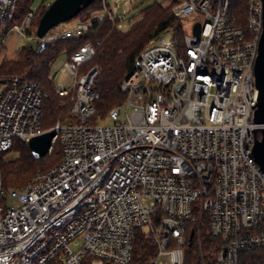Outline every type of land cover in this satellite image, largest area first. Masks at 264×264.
Returning a JSON list of instances; mask_svg holds the SVG:
<instances>
[{"label": "built area", "instance_id": "1", "mask_svg": "<svg viewBox=\"0 0 264 264\" xmlns=\"http://www.w3.org/2000/svg\"><path fill=\"white\" fill-rule=\"evenodd\" d=\"M16 1L0 0V52L12 32L38 48L81 38L93 20L121 25L102 0L89 20L27 36L36 8L9 26ZM246 1L245 28L230 0L175 3L177 18L198 17L199 35L195 21L180 42L168 27L169 39L158 35L141 49L119 86L125 115L114 105L111 125L91 122L100 67H84L97 53L89 41L61 60L69 79L53 85L68 115L48 128L40 84L0 73V154L47 129L55 134L45 156L55 144L62 150L21 188H5L0 172V264H84L87 256L128 264L138 233L154 244L145 264H186V244L199 246L204 219L217 241L210 264H241L243 251L264 249V172L252 154L262 4Z\"/></svg>", "mask_w": 264, "mask_h": 264}, {"label": "trees", "instance_id": "2", "mask_svg": "<svg viewBox=\"0 0 264 264\" xmlns=\"http://www.w3.org/2000/svg\"><path fill=\"white\" fill-rule=\"evenodd\" d=\"M179 0H169L166 3L161 1L152 2L136 19L127 30L117 29L109 20L97 23L93 20L90 31L77 40L59 38L47 44L44 48L33 49L22 47L18 57L10 60H3L0 63V73L18 74L24 78L37 81L43 91L42 97V126L46 128L57 117L62 108H66L64 115L59 117L65 120L68 112V102L65 106H58V99L62 98L54 93L52 80L50 79L51 63L59 51H63L68 57L82 43L89 41L97 48V53L91 60L100 67V73L95 79L101 76V82L94 79L96 98L94 101L97 114H104L111 109L118 99L121 98L120 83L129 71L134 58L144 46L161 34L166 28L173 29V36L181 41V28L179 18L172 11V6ZM215 1V0H212ZM45 1L36 7L32 26L38 21L47 8ZM30 0H17L16 8L18 15L15 18H22L30 10ZM101 9L99 0H93L90 5L83 8L76 15L79 21L91 19V14ZM231 14L235 17L236 24L246 27V0H230ZM13 17V18H14ZM85 67V66H84ZM87 68V67H85ZM103 93V97L102 96ZM57 163L61 157V146L55 144ZM54 152V151H53ZM12 155L8 157V154ZM50 155V154H49ZM48 155V156H49ZM44 157L36 159L32 156L26 142L16 140L10 150L0 154V172L2 184L5 188H21L40 169L47 168L43 164ZM53 163L52 165H55ZM217 241L208 232V224L204 219L200 225L199 246L193 240L186 244V264H202V260L210 264L211 251ZM154 244L149 238L138 233L134 239L132 258L128 264H145L146 260L153 254ZM91 257L87 256L84 264H90ZM241 264H264V249L245 250L241 253ZM102 264H115L106 260Z\"/></svg>", "mask_w": 264, "mask_h": 264}, {"label": "rangeland", "instance_id": "3", "mask_svg": "<svg viewBox=\"0 0 264 264\" xmlns=\"http://www.w3.org/2000/svg\"><path fill=\"white\" fill-rule=\"evenodd\" d=\"M42 1H45V3L48 5L52 0H30V4L32 8H36L39 7V5L41 4ZM105 1V5L108 9H110L114 15H118L119 19H120V26L116 25L117 29L125 31L128 29V27L136 20L140 17L141 13L154 1H161L163 3L168 2L169 0H103ZM99 2L101 3V8H102V0H99ZM247 2V1H246ZM212 5V4H211ZM211 11H213V9H210ZM247 12H248V7H247ZM247 12H246V18H247ZM14 15L17 16L18 15V11L17 9H15ZM198 19V17L196 15H192L189 17H183V18H179V25L181 28V37L183 35H187L191 33V27L193 22ZM21 21V18H13L10 21V25H14V24H19ZM79 21V18L77 16L61 22L59 24H57L56 26H54V29L56 30H60L63 27H72L74 26L77 22ZM37 25H34L28 30V32H26L27 36L29 35H33L35 32L34 30L36 29ZM173 32V31H171ZM169 37H171L170 33H168V31L162 32L161 34H159V38H163V39H169ZM36 42L37 39L33 38V37H25L22 35H18L15 33H10L8 35V37L6 38V40L4 41L3 44V48L1 49V57H0V63L3 60H10V59H15L18 57L19 51L22 47H31L33 49H36ZM65 53L63 51H59L57 53V55L55 56V58L53 59L52 63H51V72H50V79L52 80V82H68L69 79V75L66 72H62L60 69L61 66V60L65 59ZM92 60V59H91ZM91 60L89 62H87L84 66L85 67H90L92 65H95L93 62H91ZM101 76L97 77L95 80H98L99 82H101ZM52 87L54 88L53 83ZM54 93L55 92V89ZM103 93L102 96L103 97ZM124 98L125 95L123 93H121V98L118 99V101L116 102V104H121V111H120V118L124 117L125 115V110H126V104L124 102ZM66 100L64 98H59L58 99V106H65ZM115 104V105H116ZM67 108V107H66ZM65 108V109H66ZM64 108L61 109V111L59 113H57V117L55 119V122L59 119V117H61L62 115H64L65 110ZM110 110V109H109ZM108 110V111H109ZM108 111H106L104 114L100 115V114H96L94 116V118L92 119V123L93 124H98V125H111L115 122V120H113L107 113ZM66 115H68V112L66 113ZM55 122H53L52 124H50L49 126H47L46 128L50 127L51 125H53ZM54 149V148H53ZM54 151V152H53ZM49 156H45L42 160H43V164L45 166H47L46 169L52 167L53 163H55L57 161V154L55 153V150H53ZM12 155L8 154V157H10ZM56 164V163H55ZM214 249V248H213ZM212 249V250H213ZM212 252V251H211ZM102 263V261H101Z\"/></svg>", "mask_w": 264, "mask_h": 264}, {"label": "water", "instance_id": "4", "mask_svg": "<svg viewBox=\"0 0 264 264\" xmlns=\"http://www.w3.org/2000/svg\"><path fill=\"white\" fill-rule=\"evenodd\" d=\"M93 0H52L43 14L41 15L37 27L36 35L41 37L49 29L57 24L75 17L79 11L90 5ZM262 4V30L258 40L257 55L254 61V81L257 89V101L254 106L252 120L257 124L253 129L254 142L252 154L260 169L264 172V0ZM201 23L195 21L193 24V33L199 35ZM46 45L42 43L40 49ZM54 131L47 129L39 135L31 137L27 145L32 156L36 159L47 155ZM193 231L190 233V238Z\"/></svg>", "mask_w": 264, "mask_h": 264}]
</instances>
